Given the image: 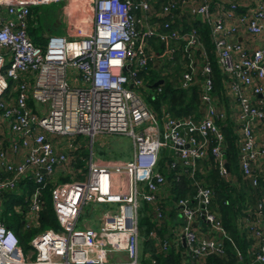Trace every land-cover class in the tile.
Listing matches in <instances>:
<instances>
[{"label": "built area", "instance_id": "obj_1", "mask_svg": "<svg viewBox=\"0 0 264 264\" xmlns=\"http://www.w3.org/2000/svg\"><path fill=\"white\" fill-rule=\"evenodd\" d=\"M54 1L72 0H0V127L4 130L0 133V205L5 191L13 190L22 178H32L37 186L27 197L22 218L26 228L36 227L40 188L61 173L71 175L55 181L50 190L59 228L34 232L28 251L0 219V264H138V207L142 199L155 204L165 183V176L155 170L160 148H172L177 160L188 167L211 153L219 172L227 174L223 134L214 121L218 108L211 95L210 60L195 27L180 33L170 27L172 19L162 25L152 23L156 0H91L92 20L81 19L72 27L77 36L48 33L45 43L37 44L28 34L30 6ZM178 7L209 25L218 64L229 77L227 86L236 101L239 166L249 176L251 164L264 161V143L254 133L255 126L264 127V0H217L214 7L211 0H165L159 13L172 16ZM241 29L247 34L244 40L238 38ZM152 36L166 43L167 55L173 51L174 39H182L186 49L200 46L205 107L198 122L166 116L161 129L156 113L136 90L143 84L138 69L147 62ZM189 55L190 66H195L192 50ZM67 67L75 70L73 77L81 85L68 86ZM32 72L33 82L28 75ZM192 77L185 72L182 84ZM8 79L15 81L13 94L7 92ZM29 96L38 103V111L28 105ZM100 133L129 136L131 158L95 157L90 150L86 168L79 172L83 177L75 178L70 165L78 143L71 138L83 134L92 143ZM212 193L210 186L199 184L195 205L187 198L178 200L186 220L185 243L197 258L222 251L219 236L225 235V229L207 207ZM89 203L91 209L108 206L99 213L97 226L87 219L79 223ZM260 207L251 219L253 258L264 262ZM199 216L215 230L217 239L198 235L194 222ZM114 251H124L126 259H109ZM155 262L152 259L151 264Z\"/></svg>", "mask_w": 264, "mask_h": 264}, {"label": "trees", "instance_id": "obj_2", "mask_svg": "<svg viewBox=\"0 0 264 264\" xmlns=\"http://www.w3.org/2000/svg\"><path fill=\"white\" fill-rule=\"evenodd\" d=\"M164 2L165 0H156L153 3L154 14L150 18L152 23L162 25L165 20L171 21L170 19H172L170 27L177 29L180 33L195 27L200 43L208 54L212 76L211 95L216 108H218V114L214 117V121L223 134V157L227 163V174L223 175L219 172L218 162L211 153L206 157L197 158L194 167H188L177 160L172 148H160L155 170L165 176L163 185L165 190H160L155 204L143 199L140 201L138 207V264H151L152 259H155V264H261L262 262H257L253 258L254 238L248 233L250 229L248 226L246 229H241L238 223V219L244 216L246 209L250 208L254 213L257 211L252 208L255 201L253 186L239 166L238 153L241 134L238 122L231 117L233 110H231L229 98L232 97H229L227 93L229 77L218 64L214 43L210 37L209 25L191 13L192 16H184L182 21L174 18L180 9L183 10L181 7L176 8L172 12V16L169 14L161 15L159 13L160 6ZM216 3L217 0H211L212 7ZM239 10L242 11L243 8L240 6ZM38 20L37 6L32 5L28 16V34L35 43L43 45L46 41L44 40V31L41 30L42 33H38L35 27ZM148 44L149 57L146 64L138 69V76L143 80L140 89L148 88V91L141 92L144 102L161 121L166 116H171L186 119L189 122H198L204 114L205 107L201 99V81L204 75L198 66L202 60L200 46L196 45V47L186 49L182 39H174L170 42L173 51L167 55L165 53L166 43L157 36L149 37ZM191 50L194 60L198 62L195 66H190L191 57L189 53ZM187 71L191 72L193 77L187 85H183V75ZM159 79H162V82L154 84ZM14 84L15 81L9 80L7 89L9 94L14 93L12 90ZM28 105L33 111H38V106L31 96L28 97ZM219 112H223L224 116H220ZM72 153L74 158L71 160V173L76 171L75 175H72L79 178L80 173L78 171L85 170V161L89 152L88 149H84L82 144H78ZM98 154L103 158L120 159L125 157L124 154L127 152L122 149L111 154L99 149ZM257 162L251 164V175L254 176L261 202L260 211L264 214V176L254 170V164ZM70 178L69 173H61L40 188L41 209L38 212V225L36 227L26 228L22 218L27 210V197L37 186L32 178L20 179L18 182L20 191L9 190L1 195V203L3 197L5 206L1 211L0 219L14 230L24 252L29 250V239L34 232L48 227L59 228L51 202L50 190L55 181ZM199 184L208 185L212 188L213 193L207 207L208 210L218 215L225 229V235L219 236L222 251L208 253L202 258L193 256L189 246L180 242L179 231L186 220L177 214L180 209L178 204L180 198H187L190 205L196 204L194 195ZM160 194L163 195L162 199H159ZM164 194L166 195L164 196ZM87 205L90 208V217L84 216L83 219L92 221L95 219L93 215L97 214L96 211L103 204L94 205L95 208L93 209H91L93 207L91 203ZM17 207L20 211H17ZM82 215L83 212L80 214L79 223L83 220L81 219ZM257 216L258 214L252 215L251 219L253 220ZM200 218L201 216L198 217V219ZM200 225H208V228L214 231L209 223L202 221ZM195 228H197L196 225ZM150 232H153L154 235ZM164 243L165 247H163Z\"/></svg>", "mask_w": 264, "mask_h": 264}, {"label": "rangeland", "instance_id": "obj_3", "mask_svg": "<svg viewBox=\"0 0 264 264\" xmlns=\"http://www.w3.org/2000/svg\"><path fill=\"white\" fill-rule=\"evenodd\" d=\"M73 1V0H72ZM80 0H75L73 1V5H71L70 7V17L74 18L73 24L68 23V21H66L64 19V16H66V9L63 8L64 7V1H54V2H48V3H42L37 6V11H38V15H39V20L38 22L35 23V27H36V31L38 33H42L41 30L44 31V35L47 33H56V34H66L69 37H75L77 36L76 31L74 29H72V27L74 25L77 24V21L81 23V19L83 15H88V16H92V12L89 13V11L86 13H84L81 9L82 13H79L78 15L81 14V16H79V18H77L78 16H74V14L76 12H78L77 10L79 9V7H82V4L80 3L78 6L77 3ZM85 11V9H84ZM77 18V19H76ZM80 20V21H79ZM50 26V28H49ZM44 40H46V38L44 37ZM45 43V41H44ZM75 74V70H73L72 67H67V72H66V81L69 87H76L77 85H81L77 80L74 79V75ZM31 79L32 82L34 81V77H35V73L32 72L30 74H28ZM8 80H12V79H8ZM136 90L138 91L139 94H141V92L143 91H148V88L143 87L142 89L136 87ZM29 92L31 91V85L29 86ZM159 126L162 129V121L159 119ZM137 126L135 127L136 129H138ZM163 138V135H162ZM75 143H78L79 145H83L84 149H88V152L90 153V150L93 152V155L95 157L99 156L98 151L99 149H102L104 151H106L107 153H111L113 154L114 151L119 152L122 149L126 150L128 155H132V142H131V138L127 135H123V134H110V133H100L97 134L92 143H90V139L88 136H85L83 134H77L75 136H73L71 138ZM56 140V139H55ZM61 145V144H58ZM81 170H79L78 172H80ZM76 172V171H74ZM83 174L80 173L79 175V179H81L83 176ZM15 191H20V186L17 184V186L13 189ZM4 198L2 197V203L0 205L1 210L4 209ZM108 206L107 204H103L102 207H100L98 209L97 215H99V213L106 209ZM19 208L17 207V211ZM90 208L89 205H85L84 209H83V215L82 218L84 216H88L90 217ZM87 218V217H86ZM82 221V220H81ZM81 225V224H80Z\"/></svg>", "mask_w": 264, "mask_h": 264}, {"label": "crops", "instance_id": "obj_4", "mask_svg": "<svg viewBox=\"0 0 264 264\" xmlns=\"http://www.w3.org/2000/svg\"><path fill=\"white\" fill-rule=\"evenodd\" d=\"M73 1H75V0H73ZM73 1H67V2H65L64 1V7L63 8H65L66 9V16H64V19L66 20V21H68V23H71V24H73V21H74V18L73 17H70V7H71V5H73ZM238 1H240V0H238ZM241 2V1H240ZM82 4V7L80 6L79 7V9L77 10L78 12H76L75 14H74V16H78L77 18H79V16H81V14L80 15H78L79 13H82L81 12V9L83 8V12L84 13H86V11L88 12L89 11V13H91L92 11V5H91V0H80V1H78V3H77V5L76 6H78L79 4ZM153 7H154V5H153ZM84 9H85V11H84ZM183 10H179L178 12H177V14H175L174 15V18H176V19H179L180 21H182V19H183V17L184 16H192L191 14H190V12L187 10V8H182ZM138 14H140V12L138 11ZM76 18V19H77ZM82 18H84V20L86 21V22H91V20H92V16H88V15H83V17ZM80 21V20H79ZM78 23H80V22H78L77 21V24ZM239 34H238V38H240L241 40L243 39H245V36L247 35L246 34V31H244L243 29H241V30H239V32H238ZM48 34V33H47ZM44 37L46 38V34L44 35ZM198 64V62L196 63V65ZM31 78V77H30ZM245 92L246 93H250V90L249 89H246L245 90ZM227 93H228V95H229V97H232V98H229V100H230V107H231V110H233L232 112H231V117L234 119V120H236L237 121V112H236V101H235V98L233 97V95L231 94V92L229 91V88H228V86H227ZM36 103V102H35ZM37 104V106H38V103H36ZM1 132H4V130H3V128H1L0 127V133ZM254 133H255V135H256V138H257V140L260 142V143H264V127L263 126H259V125H257V126H255L254 127ZM125 155V157H122V158H120V159H129V158H131V156L130 155H128V154H124ZM97 157H101L100 155L99 156H97ZM103 158V157H102ZM118 159V158H117ZM262 160H259L256 164H254V170L256 171V172H258V173H260V174H262L263 176H264V163H262L261 162ZM226 162V161H225ZM264 162V161H263ZM259 163V164H258ZM226 166H227V163H226ZM165 187V186H164ZM162 190H165V188H163ZM254 191V190H253ZM166 194H164V196H165ZM162 197H163V195L162 194H160V196H159V199H162ZM254 197H255V195H254ZM255 202V201H254ZM261 203V202H260ZM253 205H254V203L252 204V208L253 209H255V211H257L256 213H254L250 208H248V209H246V213L244 214V216H241L240 217V219H238V223H239V225H240V228L241 229H246L247 228V226H248V228L250 229L249 231L250 232H248L249 233V235L251 236V237H253L254 238V235H253V231H252V228H251V221H250V219H251V216L252 215H257L258 214V209H256V208H254L253 207ZM178 216H182L181 215V211H180V209L178 210ZM98 215L96 214V217H95V219L94 220H92L90 223L93 225V226H97L98 225ZM202 221H204L205 223H208L207 221H205L203 218H200V219H198V220H196L195 222H194V225H196L197 226V228H196V231H197V233L199 234V235H206V236H210V237H214V238H218L217 236H216V232H215V230L214 231H212L210 228H208L209 226L208 225H206V226H204V225H200L201 224V222ZM80 223H82V222H80ZM94 223V224H93ZM204 227H206V229H204ZM182 235H183V232H182V229L179 231V239H180V242H182L184 245H186V243L183 241V239H182ZM109 259H111V260H118V261H124L125 259H126V254H125V252L124 251H114V252H111L110 254H109ZM261 263V262H260ZM261 264H264L263 262L261 263Z\"/></svg>", "mask_w": 264, "mask_h": 264}, {"label": "water", "instance_id": "obj_5", "mask_svg": "<svg viewBox=\"0 0 264 264\" xmlns=\"http://www.w3.org/2000/svg\"><path fill=\"white\" fill-rule=\"evenodd\" d=\"M159 82H162V79L157 80L154 84H157ZM129 86L131 87L132 86V83H130ZM247 178H248L249 182L252 184L253 190H254L255 202H254L253 207L256 208V209H259V207H260V200H259V195H258L256 183L254 181V176L253 175H249V176H247ZM182 239L185 242L184 235H182Z\"/></svg>", "mask_w": 264, "mask_h": 264}]
</instances>
